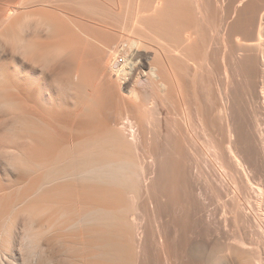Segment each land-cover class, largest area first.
Listing matches in <instances>:
<instances>
[{
	"label": "bare ground",
	"instance_id": "obj_1",
	"mask_svg": "<svg viewBox=\"0 0 264 264\" xmlns=\"http://www.w3.org/2000/svg\"><path fill=\"white\" fill-rule=\"evenodd\" d=\"M57 1L0 0V264H264V0Z\"/></svg>",
	"mask_w": 264,
	"mask_h": 264
},
{
	"label": "rangeland",
	"instance_id": "obj_2",
	"mask_svg": "<svg viewBox=\"0 0 264 264\" xmlns=\"http://www.w3.org/2000/svg\"><path fill=\"white\" fill-rule=\"evenodd\" d=\"M55 1H56V0H55ZM58 1H59V0H58ZM58 1H57V2H54L55 4L53 3V5H52L53 8H52L51 5H50V7H49L48 4H47V5L45 4V5H46V6H45L42 2H41V5H40V2H39L38 5H37L36 3H34L35 5L33 4V6H31L32 4L29 5V6L32 7V8L30 7L31 10H29L30 8H29V6H27V7L29 8L27 11H28V12H30V11H34L33 9H35V10L38 12V11H40L41 9H43L44 6H45V8L43 9L42 12H44V14H45V12H48V13L51 12V13H53V14L50 13V14L52 15L51 18H52V17H55V16H56V18H57L58 16H60V15L62 14V11H63V12H69L68 9H72L73 11L70 10L71 14H69V15H70V18H71V16H72V19H73V16H74V17L77 16V17H75L74 21H76V18H78V20H80V18H83V19H81V20H82V21H86V22H88V25H89V26L91 25V23H93V22H92L93 20H89V19H88V18H90V17L88 16V14H87L86 12H85L86 15H83V14H85V13H83V11L80 13V11H79L77 8H74V6L72 7V6L70 5V3H67V2H66V3H61V2H65L66 0H65V1H64V0H60V3L62 4L61 7H62L63 9H65V10H63L62 8H58V7L60 6V4H59ZM56 3H58V4H57L58 7L55 8L54 5H56ZM51 4H52V3H51ZM66 4H69V5H70V6L68 7V9L64 8V6H65ZM36 5L39 7L40 10H38V7H37ZM39 5H40L41 7H40ZM42 5H43V8H42ZM57 5H56V6H57ZM35 6H36L37 8H34ZM66 6H67V5H66ZM71 7H72V8H71ZM49 8H51L52 10L49 9ZM73 8H74V9H73ZM58 9H61L62 11H61V10H58ZM25 10H26V9H25ZM48 10H49V11H48ZM56 10H58L57 14L55 13ZM77 10L79 11L80 14H78V15L74 14V15H73V13H75V11H77ZM27 11H25V12H27ZM54 11H55V12H54ZM60 11H61V13L59 14ZM34 12H35V11H34ZM34 12H30V13H34ZM42 12H39L38 14L35 12V13H36V17H37V15H39V14H41V15L44 16L45 18H46V16L49 15L48 13H46V16H45ZM70 12H69V13H70ZM35 13H34V14H35ZM76 13H77V12H76ZM82 13H83V14H82ZM55 14H56V15H55ZM54 15H55V16H54ZM57 15H58V16H57ZM63 15H64V13H63ZM79 15H83V16H85V17L87 16L88 18H86V19H88V20H86L85 17H83V16L81 17V16H79ZM42 16H41V17H42ZM0 17H1V14H0ZM2 17H3V15H2ZM38 17H40V15H39ZM62 17H64V16H61V17L58 18L57 20H59L60 23H61V21L64 20L63 23H62L61 25H65V26H66L67 24H64V22H65V23H68V22L65 20L66 18H63V19L60 21V19H61ZM47 18H48V17H47ZM49 18H50V17H49ZM49 18H48V19H49ZM70 18H69V19H70ZM52 19H53V18H52ZM90 19H91V18H90ZM81 20H80V21H81ZM2 21H3V18L0 19V30L2 29V27L5 26V22L2 23ZM54 21H56V20H54ZM72 21H73V20H70V22H72ZM82 21H81V22L78 21V22L81 23V25H82V23H83ZM89 21H91V22H89ZM70 22H69V23H70ZM76 22H77V21H76ZM78 22H77V24H79ZM86 22H84V23H86ZM1 23L3 24V26H1V25H2ZM60 23H57V21H56V24L59 25V28L61 27V26H60ZM70 24H71V23H70ZM70 24H69V25H70ZM72 25H73V24H72ZM84 25H85V24H84ZM84 25H83V26H84ZM86 25H87V23H86ZM65 26H63L64 29H63L62 27H61L60 29L65 30ZM91 26H92V25H91ZM91 26H90V27H91ZM66 27H67V26H66ZM69 27H70V28H69V29H70L69 32H65V31H63L64 34H62L63 32L59 29V31H61L62 37L65 35V33L71 35V36L68 35V38L71 37V38H69V41H70V42H69V46H70V47H71V46H72V47L74 46L73 48H75V45H76V48H77V45H82L83 47L78 46V48H79V49H80V47L83 48V49L85 48V50H87V48H90V47L88 46L89 44L91 45L90 40H89V37H88V35H85V34L87 33V30H86V29H88V28H90V27H88V28L85 29V30H86V31H85L86 33H85V34L83 33V36L85 35V39H87V37H88V39H87L86 41L89 40V41H88L89 44H88V42H85V39H84V37L82 36V33H81V32L83 31L82 29H81V32H80V28H79V29L77 28L76 31H75V30L72 31V29H75L74 25L72 26L73 28L71 27V25H70ZM76 27H77V26H76ZM80 27H82V26H80ZM84 27H86V26H84ZM84 27H83V28H84ZM92 27H93V26H92ZM66 29L68 30V28H66ZM67 30H66V31H67ZM77 30H79V32H78ZM88 30L91 31L92 29L90 28V29H88ZM74 31H75V32H74ZM90 31H88L89 33H87V34H90ZM92 31H93V30H92ZM70 32H71V33H70ZM72 32H74V33L78 32V33H79V34L77 33V34H78V37H80V36H82V37H80V38H78V37H74L73 35L77 36V34H72ZM83 32H84V31H83ZM39 33H41V35H42L43 31H42V32H39ZM59 33H60V32H59ZM80 33H81V35H80ZM41 35H40V36H41ZM57 36H59V34H58ZM60 36H61V35H60ZM60 36H59V37H56V38H54V39L56 40V39L60 38ZM66 36H67V35H65V38H67ZM72 37H73V38H72ZM41 38H42V37H41ZM43 38H44V35H43ZM43 38H42V39H43ZM45 38H46V37H45ZM68 38H67V39H68ZM67 39L65 40L64 37H63L62 41L64 40L63 42L67 43V42H68ZM78 39H79V40H78ZM45 40H46V39H45ZM47 40H51V39L48 38ZM59 40H61V39H59ZM71 40H73V41H72L73 43L71 42ZM83 40H84V41H83ZM66 41H67V42H66ZM82 41L85 42V44L87 43L86 46H85V44H79V43H82ZM84 46H85V47H84ZM87 46H88V47H87ZM72 47H71V48H72ZM86 47H87V48H86ZM93 47H94V46H93ZM93 47L91 46V48H93ZM88 50L90 51V54H92L91 52H92L94 49H93V50L88 49ZM95 50H96V49H95ZM95 50H94L95 53H94L93 58H96V52H97V51H95ZM89 51H88V52H89ZM88 52H87V53H88ZM81 54H82V53H81ZM81 54H79V56H80ZM83 56H84V55H82L81 57H83ZM87 57H88V59H90V58L92 59V55H91V56L89 55V56H87ZM89 57H90V58H89ZM76 58L78 59L79 57L77 56ZM83 58H85V56H84ZM91 59H90V61H91ZM82 60H83V59H82ZM86 60H87V58H85V61H84V62H87ZM92 60H93V59H92ZM76 61H77V60H76ZM79 61L83 63L82 67H83L85 64H88V62L84 64V62L81 61L80 58H79L78 62H79ZM92 63H93L94 65L96 64V62H94V61H92ZM92 63L90 64V62H89L90 65H87L88 67H87V66H84L85 69H87V72H90V74H89V73H85V74H84V77L87 75V78H90V76L92 75L91 73H94V72H95L94 70H95L96 68L92 65ZM96 65H97V64H96ZM82 67H81V72H82V74H83V73H84L83 71L86 72V70H83V71H82V69H84V68H82ZM86 67H87V68H86ZM89 67H90V68H89ZM91 67H92V68L94 67V68H93V69H94L93 72L91 71ZM71 68H73V67H71ZM74 68H75V70L77 69L76 71L74 70L75 73H76L78 70L80 71V68H78V67H77V68L74 67ZM88 68H89V69H88ZM67 69H68V68H67ZM40 70H41V72H42V69H39V71H40ZM46 70H47V69H45V71L43 70L44 73H45V72H46V73L48 72V70H47V71H46ZM50 70H51V69H50ZM50 70H49V71H50ZM55 70H57V72L60 71V69H55ZM55 70L52 69L51 71L56 72ZM63 70H64V72H65L66 68H65V69H61V71H63ZM68 70H69V69H68ZM71 70H73V69H71ZM88 70H89V71H88ZM61 71H60V72H61ZM66 72H68V71L66 70ZM71 72H73V71H71ZM69 73H70V71H69ZM54 84H55V83H54ZM54 84H52L53 87H54ZM52 85H51V86H52ZM55 86H58V84H56ZM4 173H6V172H4V169H1V168H0V174H1V175H0V178H1V179H0V182L2 181L3 183H4L3 180L6 181L7 178L9 179V175H6V174H4ZM4 175H5L6 177H5ZM7 176H8V177H7Z\"/></svg>",
	"mask_w": 264,
	"mask_h": 264
},
{
	"label": "snow or ice",
	"instance_id": "obj_3",
	"mask_svg": "<svg viewBox=\"0 0 264 264\" xmlns=\"http://www.w3.org/2000/svg\"><path fill=\"white\" fill-rule=\"evenodd\" d=\"M5 74V71L3 69H0V78H2Z\"/></svg>",
	"mask_w": 264,
	"mask_h": 264
}]
</instances>
